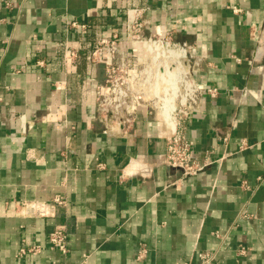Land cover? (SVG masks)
Here are the masks:
<instances>
[{"label": "crops", "instance_id": "0c3cea01", "mask_svg": "<svg viewBox=\"0 0 264 264\" xmlns=\"http://www.w3.org/2000/svg\"><path fill=\"white\" fill-rule=\"evenodd\" d=\"M133 8L145 38L163 28L202 59L194 176L165 165L170 129L150 105L124 132L97 109L106 72L85 57L100 39L154 84ZM0 100V264H264V0H0ZM57 226L65 253L47 244Z\"/></svg>", "mask_w": 264, "mask_h": 264}, {"label": "built area", "instance_id": "2783aa9c", "mask_svg": "<svg viewBox=\"0 0 264 264\" xmlns=\"http://www.w3.org/2000/svg\"><path fill=\"white\" fill-rule=\"evenodd\" d=\"M233 11L241 12L236 8ZM144 26L145 22L141 18V11L137 8L128 10L126 21L128 39L144 47L149 60L158 64L154 68V84L148 82L147 85H143L139 81L143 72L134 74L128 71V52L124 43L118 41L116 37L100 39L85 57L87 62L102 61L106 72L105 84L97 87L95 93L97 109L104 119H111L117 128L124 132L127 124L132 121L137 107L142 104L150 105L152 111H157L160 119L170 129L166 138L165 165L179 169L182 172V177L194 176L203 169L204 165H199L193 160L194 144L186 138L184 131L185 123L192 110L197 107L201 95V89L194 81L192 74L199 70L202 59L194 54L192 46L186 42H175L172 40L171 34L163 28H160L154 36L145 38L142 34ZM69 54L73 55L70 52ZM162 55H166L165 60L160 59ZM136 59L139 60L140 57L137 56ZM169 69L173 71V74L167 73ZM160 86H163L161 91H159ZM148 95L153 98H149ZM169 96L174 97L175 102L169 119L166 120L162 115V98ZM225 140L226 138L223 139V141ZM245 148L246 144L243 143L239 150L242 151ZM98 167L101 165L99 164ZM169 186L179 187L178 180L171 182ZM57 203L62 202L57 201ZM241 217L248 218L249 215L243 213ZM47 244L52 250L62 253L67 251V235L63 226H57L49 233ZM39 251V246H34L27 250L21 249L19 253H37ZM247 252L248 249L245 246H240L237 249L239 257H244ZM143 253L144 251L138 256L139 259L142 258ZM197 258L198 264H215V253L199 252Z\"/></svg>", "mask_w": 264, "mask_h": 264}, {"label": "bare ground", "instance_id": "6f19581e", "mask_svg": "<svg viewBox=\"0 0 264 264\" xmlns=\"http://www.w3.org/2000/svg\"><path fill=\"white\" fill-rule=\"evenodd\" d=\"M169 71L171 72V69H169ZM168 71V72H169ZM171 102V103H170ZM169 102V100L167 99V97H164V98H162V108H163V113H164V115H163V117L165 118V119H167L168 118V114H169V112L172 110V108L174 107V102H175V99H174V97H172V99H171V101Z\"/></svg>", "mask_w": 264, "mask_h": 264}, {"label": "rangeland", "instance_id": "374dc122", "mask_svg": "<svg viewBox=\"0 0 264 264\" xmlns=\"http://www.w3.org/2000/svg\"><path fill=\"white\" fill-rule=\"evenodd\" d=\"M165 56H166V55H164V56H163V55L160 56V59L165 60ZM146 58H148V56H146ZM148 59H149V58H148Z\"/></svg>", "mask_w": 264, "mask_h": 264}]
</instances>
